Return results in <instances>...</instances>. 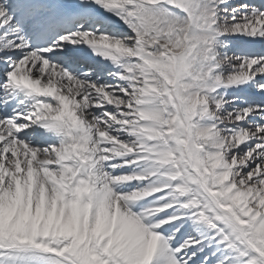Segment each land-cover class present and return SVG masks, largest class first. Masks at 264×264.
Segmentation results:
<instances>
[{"label": "rangeland", "instance_id": "rangeland-1", "mask_svg": "<svg viewBox=\"0 0 264 264\" xmlns=\"http://www.w3.org/2000/svg\"><path fill=\"white\" fill-rule=\"evenodd\" d=\"M138 1L152 10L164 8L170 15L159 26L156 19H145L142 10L135 13L130 8H115L111 13L126 18L129 30L117 36L105 33L108 36L95 37L119 44V61L128 70L133 69V76L127 78L129 72L123 68L122 75L114 77L108 88L103 83L99 88L98 82H93L98 89L86 95L87 106L74 105L75 113L104 138L90 142L92 138L85 144L72 132L73 128L78 130L77 125L69 124L63 130L69 138L62 136L48 149L41 145L47 153L40 158L53 163L44 165L51 171L46 175L54 179L48 178L49 183L28 157L13 160L6 155L8 160L0 162V264H264V232L255 226L264 217L263 120L248 126L249 107L240 105V110L230 111L231 103L220 97L223 93L215 97L206 86H200L197 92L187 91L194 83L201 85L211 73L214 81L225 83L239 81L249 73L250 79L261 75L252 66L231 70L238 60L227 54L220 57L219 53L226 32L238 34L246 30L243 25H250L247 20H239L240 6L231 9L235 4L229 3L232 0H224L230 8L213 5L208 9L202 4L209 0ZM185 25L201 33L202 38H191ZM230 46L224 42V51L230 52ZM118 84L119 88H110ZM63 86L72 92L66 94L62 88L64 97L76 94V101H83L72 85ZM153 98L162 107L159 117L153 113L158 117L153 128L146 129L144 110L147 114L151 111ZM56 107L51 103L45 112L56 113ZM198 118L208 121L209 131L233 135L222 140L213 162L205 135L194 128ZM65 157L74 163L66 164L69 160ZM174 160L181 171L179 178V170L172 166ZM92 163L98 173L107 176L106 193L99 190L98 197L93 192L98 185L92 182L98 177L90 170ZM56 166L63 167L62 185L56 182L59 175L52 173ZM224 174L226 180L222 179ZM18 189L16 199L20 197L23 205L11 203L16 201L13 195ZM43 191L48 194L44 206L36 200ZM129 191H140L136 198L155 193L161 204H151L149 212L143 215L139 211L134 216L128 212L133 202L126 197ZM52 193L54 197L49 196ZM185 194L194 195L189 204ZM32 197L35 207L29 206ZM156 207L163 214L156 215L154 222L145 218L146 214L157 213ZM122 212L130 214L138 225L140 222L146 235L166 231L165 237L156 233L162 238L151 242L146 236L141 244L134 242L115 221ZM147 227L150 232H146ZM184 231L192 235L173 254L168 238L182 244Z\"/></svg>", "mask_w": 264, "mask_h": 264}, {"label": "bare ground", "instance_id": "bare-ground-1", "mask_svg": "<svg viewBox=\"0 0 264 264\" xmlns=\"http://www.w3.org/2000/svg\"><path fill=\"white\" fill-rule=\"evenodd\" d=\"M92 3V10H90V19H96L100 23H106L111 27L116 26L120 28L121 30L124 31L126 24L122 20H116L114 17L110 16L107 14V8L110 7V3H112L114 7H124V6H129L130 8H133L134 10H143L145 14L147 15L145 19H151V20H157L159 26L163 25L165 22V19L168 18L170 15V12L164 8L152 10L151 7L144 5L143 3H137L136 0H90ZM215 0H209L207 4H202L204 7L211 8L209 3H213ZM203 3V1H202ZM4 4L3 0H0V5ZM225 2L224 0H220L218 3H216L217 6L219 5H224ZM226 6V4H225ZM207 8V9H208ZM243 9L248 10V14L244 13L242 14L243 17H241L239 20L241 22L247 20V24L250 25L249 28H247V25H243V28L246 30H243L242 32L238 34H233L230 33L231 38L236 40V43L233 45L232 51L240 53L241 51H244L247 54H253L252 52L254 51H263L264 50V15H262L259 11H257L256 8L253 6H247L243 7ZM153 11V12H149ZM152 14L153 17H150L148 15ZM90 21L88 22V24ZM87 23H84L83 26L88 25ZM6 27H10V23L6 24ZM88 28V27H87ZM87 28H80L82 32H80V41L75 42L72 38L74 35H68L67 37L62 38L59 41H56V44L59 46L57 47V50H52V52L56 51H61L62 49H65L66 52L63 54V57L66 59H69L72 62H75L73 58L75 54L74 53H69L67 49H75L77 51V54L80 56H84L85 59L82 60H90L92 59V64L93 67L96 69L95 75H97V81H101L104 85H108L113 81L114 78L111 80H108L111 76L116 77L121 74L120 71V62L117 60V54H119L121 47H119V44L116 43L114 45H111L110 43H100L96 42V39L94 36H88L87 35ZM185 30L188 31V35H191V38L193 37H199L201 36V33H198V31H193V27L190 25H185ZM195 34V35H194ZM223 35V34H222ZM203 36V35H202ZM197 38V39H198ZM230 38V37H229ZM255 41V43L252 45V49H249V51L246 50V45L248 41ZM247 41V43H246ZM224 47V44L221 45ZM21 58L16 60L10 65V71L7 72L5 75L8 79L9 82H18V80H23L27 83H29L32 87V93L35 95L36 102L30 107V110H32L34 113L31 115L32 111L28 114L27 112L24 113L23 115L27 114L26 116H23L22 114H18L13 121L8 122L7 124L0 125V162L4 163V160H8V156L11 157V159H24V157H28L29 160L33 161L37 167L36 171H40L41 176L43 177L46 182L49 183L48 178L51 181H54L53 178L48 177L46 175V172H51L48 170V168H45L44 165H52L50 161H45L43 157L40 158V156H43V154L46 155L47 152L41 151L40 149L36 147H30L29 142L31 141H36L38 143H43L41 142L37 137L42 136H48L51 133H54L55 131H59L60 127L59 125L65 122H72L75 123L77 126H79L80 131H81V138H84V143L86 144V141L92 139L90 142H92L96 137H101L104 138V136L100 135V132L96 131L94 129V126L89 124L85 118H83L81 115L78 113H75L74 105H79L80 103H83V106H87L86 101L84 102L86 95L93 93H97V89L94 90L92 87V82L90 81V76H88L89 73H87L85 70L82 72L78 73V71H73V72H66L64 71V67L59 64H54L50 62V60L46 59L42 55H29L24 53L22 48L20 47L19 49ZM233 52V55H234ZM223 54V53H222ZM260 59L256 58H251L249 56L243 57V59L240 61V64L236 70L242 69L243 66L246 65V67H254L256 65V69L259 70L260 74H264V57H260ZM83 65V63L81 64ZM65 66V65H64ZM125 70H127L129 73L128 75L131 76L132 70H128V68L125 66ZM107 69L110 70V74H107ZM249 69V68H246ZM38 74L37 76L35 75ZM208 78L204 80V82L200 85V83H194L188 87V91L190 93L200 91V89L204 86H206V90L209 92L216 91L215 97L220 96L221 93H226L228 90H231L232 93L229 96L230 103H235L239 102L238 100V95H242L243 101L248 100V97H250L253 91H251V88H247V85L250 83L249 80V74L246 76H243L237 80L239 81H232L230 83H225L221 80H213L214 76L213 74L207 75ZM121 77V76H120ZM237 78V77H236ZM236 80V79H235ZM63 85L70 86L72 85L73 88H76L78 92V96L84 97L83 101H76V94H69L71 95L70 98L67 97L65 100L62 97V94L60 92V89L64 87ZM66 86V87H67ZM114 86V85H113ZM202 86V87H200ZM242 87V88H239ZM240 89V90H238ZM91 90V91H90ZM104 91V90H102ZM68 93H72L71 91H67ZM39 95L41 96H50V97H56L58 101L57 105V111L56 113H50L49 118L43 119V120H35L36 117L41 115L43 108L40 105V100L38 99ZM249 95V96H247ZM75 97V98H74ZM264 97V91L261 92L260 96H257L255 101H258V99ZM63 100V101H62ZM91 100V98H90ZM254 100V99H251ZM222 104V103H221ZM152 105L151 111L147 114L144 110V113L147 116V119L144 122V126L146 129H152L154 124L157 122V118L159 117L160 114V106L157 104V101L151 100L150 104ZM149 105H147L149 107ZM220 108V107H219ZM100 109V108H99ZM104 109V108H103ZM158 112H157V111ZM238 109H235L234 112H236ZM258 110V109H257ZM95 112V111H94ZM152 113V114H151ZM157 114L158 117H156L154 114ZM151 115H153L151 117ZM85 116V115H84ZM99 117V116H98ZM239 117V116H238ZM237 117V118H238ZM260 117V115H252L250 111L247 112L246 114V121L248 122V126L252 125L251 123L254 121V123L257 121V119ZM241 119V118H239ZM16 120H19V124H16ZM238 123L241 122V120L237 121ZM29 127V131H33L30 137H27L29 142L27 141H19L17 140V135L18 131L20 128H22L23 125ZM255 125V124H254ZM194 128L199 132L203 137L205 135L206 141H208L210 147L208 148L209 154L208 156L210 157V161L213 162V158H217L219 154L220 148H222V140L224 138H232V134H227L222 135L217 132L209 131L210 125L208 126L207 122H204L203 120H198L196 124H194ZM264 128V126H262ZM236 129V127H235ZM261 130V128H259ZM241 130V129H239ZM204 135H203V134ZM244 133V132H243ZM104 135V134H103ZM204 137V138H205ZM40 138V137H39ZM89 148V147H88ZM91 151V148H90ZM92 152V151H91ZM8 155V156H6ZM21 157V158H18ZM67 159V157H65ZM10 159V161H11ZM216 160V159H215ZM17 161V160H16ZM219 161V160H218ZM216 161V162H218ZM219 163V162H218ZM217 163V164H218ZM41 164V165H39ZM92 166L94 167L95 164L92 163ZM27 167V166H26ZM100 168V166H99ZM63 167L61 166H56L55 170H53L52 173H55L56 175H59L57 182V185H62V170ZM95 169V168H93ZM103 173V172H102ZM101 172L98 173L96 171L95 175H97L98 179L95 182H92L97 186V189H95L93 192L96 193V197H98V192L99 190H104L103 193H106V180L107 176L106 174H102ZM38 174V177H41ZM48 183H46L47 186ZM55 185V184H53ZM90 183L86 182V186H89ZM95 188V187H94ZM104 188V189H102ZM228 188V190H227ZM226 190L229 191L232 188L227 187ZM140 191L132 192L131 195L128 193V197L131 196L133 198L136 197L137 193ZM20 194V189L16 191L13 195V199ZM42 196L39 199V197H36V200L43 206L47 205V202L44 201V197L47 200L48 199V194L46 195V192L43 191L41 192ZM46 195V196H43ZM49 196L54 197L55 194L52 193ZM33 198V199H32ZM31 204L29 203V206L35 207V198L32 197ZM54 201V199H51ZM56 200V197H55ZM41 201V202H40ZM11 203H17V204H22L23 202L20 203V197L16 199L14 202L13 200ZM19 206V205H18ZM117 206V205H116ZM48 209V208H47ZM116 209V207L114 208ZM35 210V209H33ZM122 211V210H120ZM130 212L132 215H134L131 211ZM115 214H113L114 216ZM112 216V217H113ZM135 216V215H134ZM136 218V217H135ZM137 219V218H136ZM138 220V219H137ZM117 224L122 226L123 231L131 240L134 242L139 241L140 244L143 241L144 238L147 236L149 239H151V242L153 239H157L158 237L156 235H149L143 231L142 229V224L139 222V225L136 223V221L132 220L130 217V214H124L122 212L121 214H118L117 220L115 219ZM137 224V226L135 225ZM142 225V226H141ZM124 226V227H123ZM255 226L260 229L261 231L264 232V217H260L257 221ZM147 232V231H146ZM188 236V235H187ZM147 238V240H148ZM150 242V241H148ZM139 244V243H138ZM178 246L175 249V252L178 251L180 248ZM175 263V261H174Z\"/></svg>", "mask_w": 264, "mask_h": 264}]
</instances>
